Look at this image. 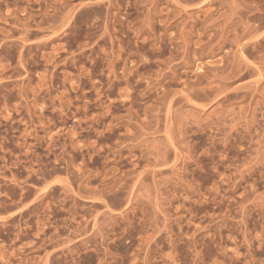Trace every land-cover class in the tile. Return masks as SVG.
Masks as SVG:
<instances>
[{"label": "rangeland", "instance_id": "1", "mask_svg": "<svg viewBox=\"0 0 264 264\" xmlns=\"http://www.w3.org/2000/svg\"><path fill=\"white\" fill-rule=\"evenodd\" d=\"M0 264H264V0H0Z\"/></svg>", "mask_w": 264, "mask_h": 264}]
</instances>
